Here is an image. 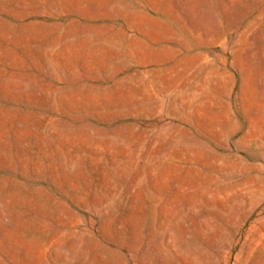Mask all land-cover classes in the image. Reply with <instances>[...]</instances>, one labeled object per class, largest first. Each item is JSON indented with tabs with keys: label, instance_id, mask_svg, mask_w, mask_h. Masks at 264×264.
<instances>
[{
	"label": "rangeland",
	"instance_id": "rangeland-1",
	"mask_svg": "<svg viewBox=\"0 0 264 264\" xmlns=\"http://www.w3.org/2000/svg\"><path fill=\"white\" fill-rule=\"evenodd\" d=\"M0 264H264V0H0Z\"/></svg>",
	"mask_w": 264,
	"mask_h": 264
}]
</instances>
